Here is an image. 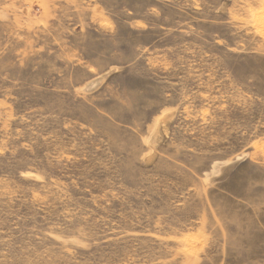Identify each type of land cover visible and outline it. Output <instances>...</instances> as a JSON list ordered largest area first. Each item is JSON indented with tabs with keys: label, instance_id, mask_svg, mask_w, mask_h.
I'll return each instance as SVG.
<instances>
[{
	"label": "rangeland",
	"instance_id": "1",
	"mask_svg": "<svg viewBox=\"0 0 264 264\" xmlns=\"http://www.w3.org/2000/svg\"><path fill=\"white\" fill-rule=\"evenodd\" d=\"M0 264H264V0H0Z\"/></svg>",
	"mask_w": 264,
	"mask_h": 264
}]
</instances>
